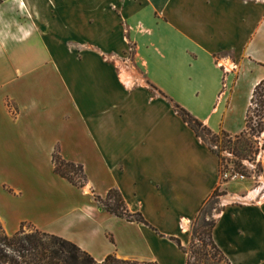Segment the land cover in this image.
Here are the masks:
<instances>
[{
	"label": "crops",
	"instance_id": "0c3cea01",
	"mask_svg": "<svg viewBox=\"0 0 264 264\" xmlns=\"http://www.w3.org/2000/svg\"><path fill=\"white\" fill-rule=\"evenodd\" d=\"M263 80L264 0H0L4 229L32 225L99 263L187 264L180 244L220 188L216 246L230 264H264V145L259 178L226 186L176 110L241 135ZM56 150L84 167L85 188L55 173ZM112 189L149 226L102 208Z\"/></svg>",
	"mask_w": 264,
	"mask_h": 264
},
{
	"label": "trees",
	"instance_id": "16d2710c",
	"mask_svg": "<svg viewBox=\"0 0 264 264\" xmlns=\"http://www.w3.org/2000/svg\"><path fill=\"white\" fill-rule=\"evenodd\" d=\"M257 107L258 126L254 125V108ZM176 110L182 116L186 123L195 131L199 137L207 135L212 142L210 147L220 160V173L223 177L229 172V168H223V158L214 144L222 143L224 151L228 150L230 154L243 160H248L246 152H252L259 137L264 135V80L261 81L253 94L252 106L247 114V128L238 136H231L225 131L215 133L204 125L201 121L192 116L187 110L176 105ZM258 134V135H257ZM258 143V142H257ZM264 145V144H263ZM260 153V149H256V154ZM53 163L55 173L60 177L68 180L72 185L78 188L87 186V177L84 167L73 162L66 161L59 150L53 155ZM238 168L233 169L234 173H240L249 178L239 168L242 164H237ZM263 172V166L260 164L257 174ZM226 181V180H225ZM224 181V182H225ZM224 195L218 188L212 197L203 205L197 220L205 218V212L212 203H217L219 198ZM96 201L106 211L117 217L124 218L130 222H137L149 226L141 213H131L126 205V201L117 189H112L106 198L95 196ZM216 199V200H215ZM221 212V211H220ZM216 220L208 224L211 246L215 249L216 254L220 256L222 263L230 264L229 260L219 250L213 240V230ZM180 244V242H179ZM181 249L188 254L185 248L180 244ZM206 255V254H205ZM207 256V255H206ZM0 264H139L131 260L119 259L116 255H109L102 263L97 262L88 252L81 249L75 243L43 232L29 224L24 223L19 232L9 235L4 229L0 221ZM191 264L188 255V263Z\"/></svg>",
	"mask_w": 264,
	"mask_h": 264
},
{
	"label": "rangeland",
	"instance_id": "374dc122",
	"mask_svg": "<svg viewBox=\"0 0 264 264\" xmlns=\"http://www.w3.org/2000/svg\"><path fill=\"white\" fill-rule=\"evenodd\" d=\"M129 54L130 57L134 56V48L132 46L129 49ZM254 111L256 112L254 113V120H255L254 125L258 126L257 122L259 121V119L257 118V116H255L257 114V107L254 108ZM203 135L209 140L211 144L212 142L209 139L210 137H208L207 135L205 136V134ZM257 142L255 144V149L252 152H248V151L246 152L247 153L246 156L248 160H243L241 158L235 157L232 154H230L228 150L224 151V146L222 143L214 144L215 148L218 149V151L222 155L223 168L225 167L229 168L228 173H233V169L238 168L237 164H242V167L239 169L249 176V178L246 179L233 180L232 178H229L227 181L224 180L225 181L224 185L231 183V185L235 186V185H240L241 182H250L251 180L255 181L256 179L259 178L261 174H257V172L259 171L260 164L262 165V162L259 159L260 153L256 154V149H260L261 152V149L263 147L262 143L264 142V135L261 137H259L258 135ZM222 196H221L222 198L221 197L219 198V201L217 203H212L207 208L205 212V218L197 220L194 224L192 242L189 247L185 248L186 251L188 252L191 264H226L221 262L220 256L216 254L215 249L211 246L210 234L208 230L209 228L208 224L216 220L217 216L220 214V211L223 207L222 204L225 196L224 195Z\"/></svg>",
	"mask_w": 264,
	"mask_h": 264
},
{
	"label": "built area",
	"instance_id": "2783aa9c",
	"mask_svg": "<svg viewBox=\"0 0 264 264\" xmlns=\"http://www.w3.org/2000/svg\"><path fill=\"white\" fill-rule=\"evenodd\" d=\"M262 144H264V142ZM229 178H232L233 180H235V179H246V177L240 173H234V174L233 173H226L223 175L222 180L227 181Z\"/></svg>",
	"mask_w": 264,
	"mask_h": 264
}]
</instances>
